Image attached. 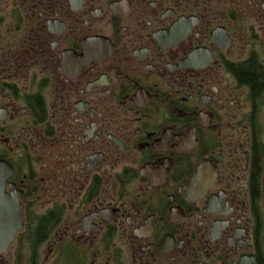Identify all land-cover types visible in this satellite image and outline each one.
<instances>
[{
	"label": "flooded vegetation",
	"instance_id": "af4514ba",
	"mask_svg": "<svg viewBox=\"0 0 264 264\" xmlns=\"http://www.w3.org/2000/svg\"><path fill=\"white\" fill-rule=\"evenodd\" d=\"M0 162V264H264V0H0Z\"/></svg>",
	"mask_w": 264,
	"mask_h": 264
},
{
	"label": "water",
	"instance_id": "95a60500",
	"mask_svg": "<svg viewBox=\"0 0 264 264\" xmlns=\"http://www.w3.org/2000/svg\"><path fill=\"white\" fill-rule=\"evenodd\" d=\"M5 167V165L0 162V169ZM4 176L0 173V195H1V187L3 183ZM1 200V196H0ZM1 211V202H0V254L3 253L10 242L13 240L14 234L17 229L21 226V223H11L7 222V219Z\"/></svg>",
	"mask_w": 264,
	"mask_h": 264
},
{
	"label": "rangeland",
	"instance_id": "374dc122",
	"mask_svg": "<svg viewBox=\"0 0 264 264\" xmlns=\"http://www.w3.org/2000/svg\"><path fill=\"white\" fill-rule=\"evenodd\" d=\"M6 258H7V257H6ZM6 258H5V259H6Z\"/></svg>",
	"mask_w": 264,
	"mask_h": 264
},
{
	"label": "trees",
	"instance_id": "16d2710c",
	"mask_svg": "<svg viewBox=\"0 0 264 264\" xmlns=\"http://www.w3.org/2000/svg\"><path fill=\"white\" fill-rule=\"evenodd\" d=\"M41 232V231H40Z\"/></svg>",
	"mask_w": 264,
	"mask_h": 264
}]
</instances>
